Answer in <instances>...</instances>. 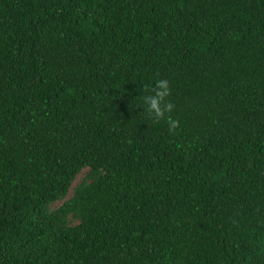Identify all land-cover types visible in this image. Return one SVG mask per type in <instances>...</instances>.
<instances>
[{
	"label": "trees",
	"instance_id": "obj_1",
	"mask_svg": "<svg viewBox=\"0 0 264 264\" xmlns=\"http://www.w3.org/2000/svg\"><path fill=\"white\" fill-rule=\"evenodd\" d=\"M0 264H264V0H0Z\"/></svg>",
	"mask_w": 264,
	"mask_h": 264
},
{
	"label": "clouds",
	"instance_id": "obj_2",
	"mask_svg": "<svg viewBox=\"0 0 264 264\" xmlns=\"http://www.w3.org/2000/svg\"><path fill=\"white\" fill-rule=\"evenodd\" d=\"M169 95V86L167 79H159L156 81L155 86L152 89L151 94L145 95L143 97V103L146 105L148 114L153 118H161L166 112L172 110V103L167 101L161 103ZM177 121H169L170 128H174Z\"/></svg>",
	"mask_w": 264,
	"mask_h": 264
},
{
	"label": "rangeland",
	"instance_id": "obj_3",
	"mask_svg": "<svg viewBox=\"0 0 264 264\" xmlns=\"http://www.w3.org/2000/svg\"><path fill=\"white\" fill-rule=\"evenodd\" d=\"M81 177V175H79L78 177H77V180L79 179ZM76 182V181H75ZM60 202H57V203H55V205H57V204H59ZM54 207V206H53Z\"/></svg>",
	"mask_w": 264,
	"mask_h": 264
}]
</instances>
